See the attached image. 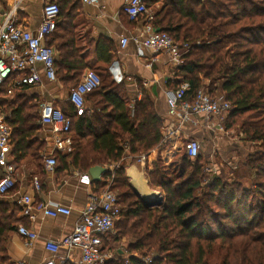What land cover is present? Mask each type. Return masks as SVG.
<instances>
[{
  "label": "trees",
  "instance_id": "trees-1",
  "mask_svg": "<svg viewBox=\"0 0 264 264\" xmlns=\"http://www.w3.org/2000/svg\"><path fill=\"white\" fill-rule=\"evenodd\" d=\"M145 2L149 8L163 4L154 17L156 29L178 43L191 45L175 80L167 83L168 89L187 83L189 95L205 88L214 99L222 95L231 105L227 128L238 125L245 141L255 146L244 163L245 172L253 176L252 186L225 179L223 173L207 175L201 155L192 160L185 149L168 165L173 143L163 142L164 122L147 92L143 91L142 99L132 108L123 97L124 82L99 73L101 86L88 95L93 111L87 109L78 116L71 103L62 109L72 121L74 151L58 156L57 171L74 168L88 174L93 167L116 166L113 173L93 182L97 194L105 191L112 179V185L121 191L118 197L125 218L115 230L117 239L130 241L129 257L124 259L111 248L116 260L110 264H145L140 258L147 257L154 258L151 264H264V0ZM58 5L62 22H57L47 45L57 49V76L72 92L88 69L73 28V14L79 5L73 0H59ZM113 58L111 54L99 55V61L109 65ZM11 82L0 89V111L8 114L12 156L15 163L29 156L41 162L46 143L39 139L40 104L32 103L39 99L34 96L29 100L26 91L17 90L10 102ZM153 151L157 160L146 178L150 189L160 192L164 204L152 209L130 185L126 166L129 158ZM2 217L0 213V264H11L6 245L19 223L3 225Z\"/></svg>",
  "mask_w": 264,
  "mask_h": 264
},
{
  "label": "crops",
  "instance_id": "crops-1",
  "mask_svg": "<svg viewBox=\"0 0 264 264\" xmlns=\"http://www.w3.org/2000/svg\"><path fill=\"white\" fill-rule=\"evenodd\" d=\"M50 1L52 0H25L17 12L18 24L32 32L36 31L43 19V6ZM73 1L79 5L78 10L73 14L76 46L84 54L88 62V69L84 74L95 72L101 76L110 75L116 82L123 81L125 85L123 97L125 96V99L130 102L132 108L134 103L142 99L143 91H146L154 103L158 115L164 122V128H166L169 124V118L167 116L165 92L168 90L167 83L175 80L176 71L180 65L171 62V59L165 54L153 53L137 46L133 42V37L142 33L143 24L142 22L130 21L123 12L126 0H102L97 4H88L84 0ZM13 4L14 0H0V21L3 15L13 8ZM162 8L163 4L158 3L153 5L150 10L156 15ZM57 22L60 24L62 20L59 18ZM125 39L128 40V43L126 47H122V42ZM54 50L57 57L58 51L56 48ZM139 50L143 51V57L139 56ZM100 54L101 56L113 55L114 63L109 65L99 61ZM116 64H119L117 68L121 72L122 80L115 77L113 68ZM37 69L41 73L43 72L42 65H37ZM70 93H68L65 84L61 82L60 75H58L55 83H51L43 77L42 86L34 90L32 95L37 96L42 103L53 102L64 110L70 104ZM219 96L223 97L222 95ZM14 97L15 93L12 97L7 96V99L12 101ZM86 107L88 110L93 111L94 106L88 100V96L86 97ZM41 128L39 139L44 141L47 146L46 150L41 154V162L37 163L29 156L21 162L15 163L13 157L19 176L18 182L9 195L0 196V213L3 215L1 224L4 225L5 222L16 221L19 223L18 226L23 225L32 229L38 235V239L31 244L21 238L17 232L11 235L6 245L7 256L11 264H45L52 257L51 253L46 249V242H58L74 232L81 221L82 211L87 204L89 194L92 192V189L81 182L82 175H86V173L74 168L61 173L56 171L54 174L45 171L43 167L44 157L51 150L54 137L49 128L42 126ZM237 129L238 127L236 129L225 127L224 131L217 130L206 133L203 129L190 128L185 130L180 138L173 141L172 146L176 148L175 154H178L183 151V144L186 141L185 137L192 136L193 139L199 140L200 143L206 139L209 147L207 152L211 154L213 147L220 146L221 139L223 141L221 143L226 148L223 149L225 152H223L222 158L227 170L231 171V179L229 180L236 181L233 178V172L244 166L248 156L255 151V146L246 142L243 134L241 132L238 133ZM235 135L239 138H234ZM213 152L216 151L213 150ZM157 156L156 151L143 154L138 159L136 158L138 165L132 162L127 166V176L138 193L145 186L148 187L146 174L148 171H152ZM142 157H146V163L144 164L140 162ZM209 170L212 175H220L222 173L216 165ZM34 175H38L40 178L42 186L40 194L35 193L31 185V179ZM249 176L250 174L246 173L243 180H237L246 188H250L253 181ZM2 178L3 170L0 168V182ZM151 192L157 193V191ZM24 196H29L34 201L30 217L23 214L24 207L20 201ZM50 202L64 205L72 211V214L68 217L62 216L56 219L47 216L40 209V206ZM123 218H125V215H123ZM112 244L117 246L115 239L111 241L108 238V248H111ZM116 250L124 259H128L129 253H127V250ZM59 256L68 257V264H79L81 251L62 249Z\"/></svg>",
  "mask_w": 264,
  "mask_h": 264
},
{
  "label": "built area",
  "instance_id": "built-area-1",
  "mask_svg": "<svg viewBox=\"0 0 264 264\" xmlns=\"http://www.w3.org/2000/svg\"><path fill=\"white\" fill-rule=\"evenodd\" d=\"M25 0H14L13 8L5 13L0 21V89L12 81L8 96L15 91H29L42 86L43 77L51 82H57L56 52L47 45L48 38L56 30L60 14L58 0L47 2L43 6V19L39 28L32 32L18 24L17 12ZM102 0H84L88 4H97ZM205 1V0H200ZM123 12L132 22H142V33L133 37V42L156 54H165L171 62L182 64L183 57L191 50L189 43H178L169 34L156 29L153 25L154 13L145 0H126ZM128 40L122 42L126 47ZM143 57V51L139 50ZM37 65L43 66L41 73ZM118 66H114L115 77L122 80ZM10 83V84H11ZM101 78L95 72H87L80 83L70 93L69 102L74 106L78 116L86 113V97L101 86ZM145 86H147L145 84ZM190 86L185 84L176 90L165 92L167 116L169 124L162 131L164 143H170L187 129H203L212 132L225 130L223 122L229 117L232 107L222 97L214 99L205 88H200L189 95ZM39 124L50 129L54 141L51 150L44 157L43 167L47 173L54 174L58 170V155H69L74 151L73 140L70 137L72 121L67 118L62 109L53 102L41 105ZM183 144L188 156L194 160L201 152L199 140L186 136ZM172 151L176 148L172 146ZM12 145V130L9 126L8 115L0 111V168L3 178L0 182V196L9 195L16 187L18 173L14 163ZM176 152V151H175ZM141 163H146L142 157ZM114 172L116 166L106 167ZM81 182L92 189L87 204L82 211L81 221L74 232L58 242L47 241L46 249L52 257L45 264H67L68 257H60L62 249L81 251L79 264H110L116 260V251L108 248V238L114 234L117 223L123 218L120 199L111 189L113 179L108 181V188L97 194L93 191V182L89 174L82 175ZM31 185L35 193L40 194L42 186L38 175L32 176ZM23 214L30 217L34 201L24 196L21 201ZM40 209L51 218L68 217L72 211L60 203H47ZM18 235L30 244L38 239L32 229L23 225L18 227ZM142 262L151 264L154 258H143ZM23 264V263H21Z\"/></svg>",
  "mask_w": 264,
  "mask_h": 264
},
{
  "label": "rangeland",
  "instance_id": "rangeland-1",
  "mask_svg": "<svg viewBox=\"0 0 264 264\" xmlns=\"http://www.w3.org/2000/svg\"><path fill=\"white\" fill-rule=\"evenodd\" d=\"M206 83V86H209V83L208 82H205ZM37 89V88H36ZM36 89H31V90H29V91H26L27 92V97L29 98V100H32L33 99V92H34V90H36ZM68 91V93H70L71 91L70 90H67ZM10 102H11V100H10ZM33 104H35V103H37V104H40V105H42L43 103L40 101V100H37V102H32ZM59 108H61V107H59ZM61 109H63V108H61ZM229 123H230V119H229V117L228 118H226V120H225V122H223V127L225 128V127H228V125H229ZM236 126H238V125H235V128H233V129H236ZM237 132L238 133H240V130H239V127H238V129H237ZM70 137L72 138V136L70 135ZM234 138H239L237 135H235L234 136ZM221 142H223L221 139H220V146H218V147H213L212 148V150H211V154H209V152H207V150H209V147H208V144L206 143V139H204L203 141H202V149H201V152H200V155H201V157H202V159H203V161L206 163L205 165V168H206V170L207 171H205V173L207 174V175H209L208 174V172H210V170L209 169H212V167L214 168V165H216V166H218V169L220 170V171H222V173H223V177L225 178V179H231V177H230V175H231V171H228L227 170V167H225L226 166V164H225V162H224V159L222 158L223 156H222V154H223V152H225V150H223V149H226V148H224L225 146L223 145V143H221ZM47 147V146H46ZM235 150H237L236 148H234ZM233 149V150H234ZM46 150V148L44 149V151ZM213 150L214 151H216V152H213ZM43 151V152H44ZM176 152L175 151H170L169 152V158L167 159L168 160V162H167V164L169 165V164H171L174 160H175V154ZM181 153V152H180ZM167 155H165V153L163 154V157H166ZM138 159V158H137ZM137 159L135 158V159H133V158H129V160H128V164H127V166H129L132 162H134V164H137ZM37 162V161H36ZM37 163H40V162H37ZM138 165V164H137ZM126 166V169L128 168ZM132 166V165H131ZM220 167V168H219ZM221 173V174H222ZM233 174H234V177L233 178H235V180H237V179H244V175H246V173H245V168H244V166H241L238 170H236L235 172H233ZM244 174V175H243ZM210 175L211 176H214V175H212V173L210 172ZM251 179H252V181H253V176H249ZM127 178H128V176H127ZM147 179V178H146ZM209 177H208V179H206V180H204L205 182H208L209 181ZM128 181H129V183H130V185L133 187V184H131V182H130V180H129V178H128ZM148 181V180H147ZM149 187V186H148ZM134 188V187H133ZM110 189L115 193V194H117V195H120L121 194V191H119V189L118 188H115V185H111V187H110ZM149 189H150V187H149ZM134 190H135V188H134ZM151 190V189H150ZM152 191V190H151ZM157 193H159V192H157ZM156 193V194H157ZM126 205V204H125ZM153 209V208H152ZM110 240L111 241H113L114 239H115V243L117 244V246H114L113 244V246L111 247V248H114V249H124L125 251L127 250V246H128V244H129V240H123L122 238L121 239H117L118 238V230H115V232H114V234H112L110 237ZM114 238V239H113ZM112 243H114V242H112ZM110 248V249H111ZM112 250V249H111ZM127 253H128V251H127ZM138 256H140V254H138V253H136Z\"/></svg>",
  "mask_w": 264,
  "mask_h": 264
},
{
  "label": "water",
  "instance_id": "water-1",
  "mask_svg": "<svg viewBox=\"0 0 264 264\" xmlns=\"http://www.w3.org/2000/svg\"><path fill=\"white\" fill-rule=\"evenodd\" d=\"M115 66H119V64H116ZM108 172L109 169L106 167H93L88 174L91 177L92 182H100L102 180V177L106 175ZM137 194L143 199L145 204L150 208L159 207L164 204V199L160 193H157L155 199L154 198L149 199L147 197H144L138 192Z\"/></svg>",
  "mask_w": 264,
  "mask_h": 264
},
{
  "label": "bare ground",
  "instance_id": "bare-ground-1",
  "mask_svg": "<svg viewBox=\"0 0 264 264\" xmlns=\"http://www.w3.org/2000/svg\"><path fill=\"white\" fill-rule=\"evenodd\" d=\"M139 193H140L142 196L147 197V198H149V199H151V198H154V199H155V197L157 196V194L154 193V192H151V191L148 189L147 186H145V187L143 188L142 191H139Z\"/></svg>",
  "mask_w": 264,
  "mask_h": 264
}]
</instances>
